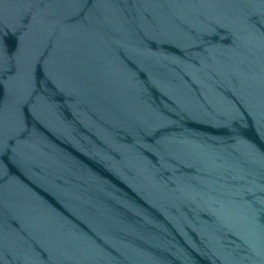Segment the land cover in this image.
I'll return each instance as SVG.
<instances>
[{
    "label": "water",
    "instance_id": "obj_1",
    "mask_svg": "<svg viewBox=\"0 0 264 264\" xmlns=\"http://www.w3.org/2000/svg\"><path fill=\"white\" fill-rule=\"evenodd\" d=\"M0 264H264V0H0Z\"/></svg>",
    "mask_w": 264,
    "mask_h": 264
},
{
    "label": "snow or ice",
    "instance_id": "obj_2",
    "mask_svg": "<svg viewBox=\"0 0 264 264\" xmlns=\"http://www.w3.org/2000/svg\"><path fill=\"white\" fill-rule=\"evenodd\" d=\"M0 39H2L3 41H7L9 39V37L3 36L2 34H0Z\"/></svg>",
    "mask_w": 264,
    "mask_h": 264
}]
</instances>
